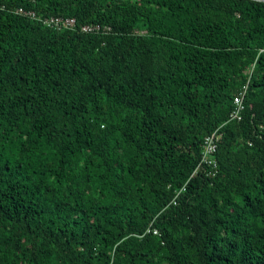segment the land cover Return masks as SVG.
Wrapping results in <instances>:
<instances>
[{
	"label": "trees",
	"instance_id": "trees-1",
	"mask_svg": "<svg viewBox=\"0 0 264 264\" xmlns=\"http://www.w3.org/2000/svg\"><path fill=\"white\" fill-rule=\"evenodd\" d=\"M0 264H264V2L0 0Z\"/></svg>",
	"mask_w": 264,
	"mask_h": 264
},
{
	"label": "built area",
	"instance_id": "built-area-1",
	"mask_svg": "<svg viewBox=\"0 0 264 264\" xmlns=\"http://www.w3.org/2000/svg\"><path fill=\"white\" fill-rule=\"evenodd\" d=\"M16 14L30 18L34 21L40 22L41 24L53 28V29H73L75 27V19L73 17H62V16H42L36 14L33 10H25L22 7L13 10ZM81 30L87 33H107L110 30L109 26L102 27L98 23H90L81 26ZM246 90V86H243L240 92L235 95L233 99L234 107L230 112V120H239L242 117V111L244 109L243 95ZM221 134L216 130L212 134H209L203 144L201 158L199 163L195 168L194 174L197 172H202L205 175H214L216 173V160L215 151L217 149V143L219 141ZM213 167V169H211ZM209 168V169H208ZM180 189L176 191L175 197L181 191ZM175 197L172 202L175 203ZM152 231L154 234H159L157 228L148 227L144 233Z\"/></svg>",
	"mask_w": 264,
	"mask_h": 264
},
{
	"label": "water",
	"instance_id": "water-1",
	"mask_svg": "<svg viewBox=\"0 0 264 264\" xmlns=\"http://www.w3.org/2000/svg\"><path fill=\"white\" fill-rule=\"evenodd\" d=\"M257 1H262V2H264V0H257Z\"/></svg>",
	"mask_w": 264,
	"mask_h": 264
}]
</instances>
